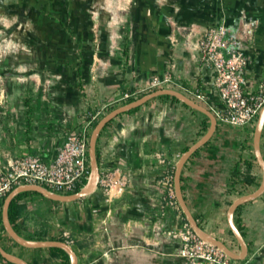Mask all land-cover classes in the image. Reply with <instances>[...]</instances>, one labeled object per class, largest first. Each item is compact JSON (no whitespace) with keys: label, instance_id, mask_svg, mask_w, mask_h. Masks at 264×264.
Masks as SVG:
<instances>
[{"label":"crops","instance_id":"0c3cea01","mask_svg":"<svg viewBox=\"0 0 264 264\" xmlns=\"http://www.w3.org/2000/svg\"><path fill=\"white\" fill-rule=\"evenodd\" d=\"M5 1L17 19L7 32H18L20 46L0 60L12 98L0 106V163L26 153L52 159L87 108L108 103V112L148 92L156 75H172L176 83L169 87L192 97V92L204 93L206 99L197 101L208 108L218 103L215 70L201 59L198 45L213 23L225 21L240 38L249 56L246 88L257 90L264 76V0ZM210 122L206 113L168 96L118 114L102 129L97 149L102 172L119 168L117 175L127 176L125 190L109 197L98 186L67 201L69 213L59 233H51L55 223L34 210L40 198L29 194L22 199L27 204L23 221H17L24 236L64 237L67 230L79 264H193L179 254L181 238L169 234L182 228L186 217L180 205L169 203L166 175ZM254 128L218 121L212 137L182 170V189L193 214L236 251L241 246L230 228L228 207L263 177ZM261 148L264 155V128ZM248 171L250 182L244 181ZM234 217L249 244L239 264H264V192L239 205ZM2 241L37 264L65 260L49 247Z\"/></svg>","mask_w":264,"mask_h":264},{"label":"built area","instance_id":"2783aa9c","mask_svg":"<svg viewBox=\"0 0 264 264\" xmlns=\"http://www.w3.org/2000/svg\"><path fill=\"white\" fill-rule=\"evenodd\" d=\"M201 59L215 70V85L219 102L210 105L218 121L254 126L264 104V76L255 91L246 88V70L249 56L241 46L240 38L225 22L209 25L199 40ZM176 83L172 75H156L145 89L169 87ZM187 89V88H186ZM197 99H206L201 92H192ZM130 96L129 93L126 94ZM108 103L98 110H88L83 121L68 130L65 139L52 159L40 154L26 153L10 157L7 163H0V198L12 188L25 182H35L58 193L76 192L86 183L90 172L89 141L94 122L105 112ZM159 158L165 161L160 153ZM119 168L101 171L98 186L113 197L121 194L127 185V176H118ZM169 188V203L179 206L174 187V170L166 175ZM169 234L179 237L182 246L179 254L193 264H239L228 252L217 244L200 237L186 221L182 228L173 229ZM65 240L72 243L70 233L63 231ZM0 263L10 264L0 259Z\"/></svg>","mask_w":264,"mask_h":264},{"label":"water","instance_id":"95a60500","mask_svg":"<svg viewBox=\"0 0 264 264\" xmlns=\"http://www.w3.org/2000/svg\"><path fill=\"white\" fill-rule=\"evenodd\" d=\"M162 94H170V95L176 96L181 101L192 106L193 108H196L206 113L211 119L210 126L207 129V131L202 136H200L195 142L190 144L189 147L181 153L175 165V170H174L175 194H176V198L178 200V203L182 211L185 213V217L187 221L189 222L193 230L200 237L208 241H211L217 244L218 246L222 247L233 258H236V259L246 258L249 252V244L242 230L237 224L234 214L239 205L260 196L264 192V155L262 153V148H261V138H262V132L264 128V104L259 112L256 124H255V128H254V135H253L254 153H255L258 163L260 164L263 170L262 181L260 185L253 191L238 195L229 205L228 212H227L230 228L233 231L237 241L239 242L241 246V250L236 251L233 248H231L225 240L219 238L212 232L208 231L206 228H204L200 224V222L198 221L196 216L193 214L192 210L190 209L187 203V200L183 193L182 182H181L182 170H183L185 163L187 162L189 157L200 146L204 145L212 137L213 133L215 132L217 128L218 119L210 108L200 103L195 98L186 94L182 90H179L174 87H159L151 91H148L142 94L141 96L136 97L133 100L127 101L125 103H122L120 105L113 107L111 110L104 113L99 118V120L93 127L92 132L90 134V141H89L90 172H89V176L84 186H82L78 191L72 192V193H58V192H55L47 188L46 186L42 184L35 183V182L21 183L15 186L14 188H12L9 191V193L6 195L4 199L3 207H2L3 223L9 235L13 237L18 243L24 246H27V247L58 246V247L64 248L70 255V264H79L78 253L76 249L73 247V245L67 240L52 239V238L32 239V238H28L22 235L21 233H19L15 229L14 225L12 224L10 220V216H9L10 203L12 199L18 193L25 191V190H35L49 198H52L55 200H61V201H73V200H76L78 198H81L85 195H88L94 192L96 188L98 187L99 178L101 174L98 153H97V142H98V138L100 136L102 129L111 119H113L118 114L122 112H126L139 105H142L146 101L150 100L151 98L162 95ZM0 253L2 254L4 258H6L7 260L11 262H14L17 264H32L28 259L24 258L23 256L6 249L2 245L1 242H0Z\"/></svg>","mask_w":264,"mask_h":264},{"label":"rangeland","instance_id":"374dc122","mask_svg":"<svg viewBox=\"0 0 264 264\" xmlns=\"http://www.w3.org/2000/svg\"><path fill=\"white\" fill-rule=\"evenodd\" d=\"M6 4L7 3L5 0H0V60L5 57L11 56L12 53H16L20 46L19 42L16 39V37L17 38L19 37L18 32L17 31L16 32L13 31L12 33L7 32V27L13 24V22H15L17 19H16V16L14 15V12H12L13 14L10 12H7L8 8L10 7H7ZM1 67L2 65H0V106L1 105L7 106L8 103L12 101L11 100L12 98L8 97V92H7L6 85H5L6 76L3 74L2 72L3 70ZM15 78H18V77H15ZM162 95H165V94H162ZM100 108L101 107L96 108V110ZM107 109L108 108L105 109L106 112H107ZM88 110H93V108H87V111ZM106 112L101 113L99 118ZM29 194H36L40 198L38 202L36 201L35 203L36 206L34 210L40 216H44V218L48 217L49 219H52L53 223H55V225L52 228L51 233H54V232L59 233V230H61V226H62L59 223L65 221L69 213L68 210H66V204H68V202L49 198L35 190H33V192ZM72 202H75V200H73ZM29 231L30 233H37L33 228L29 229ZM41 233H44V232H41ZM6 236H7L6 233L3 230H1V237L5 241L9 240L8 242L9 246L16 244L14 243V241L11 242L12 240L9 237L6 238Z\"/></svg>","mask_w":264,"mask_h":264},{"label":"trees","instance_id":"16d2710c","mask_svg":"<svg viewBox=\"0 0 264 264\" xmlns=\"http://www.w3.org/2000/svg\"><path fill=\"white\" fill-rule=\"evenodd\" d=\"M149 91H151V90H149ZM161 96H168V97H170V98H172V99H174V100H180L179 98H177L176 96H174V95H170V94H165V95H161ZM136 97H129V99H128V101H130V100H133V99H135ZM185 103V102H184ZM186 104V103H185ZM187 105V104H186ZM113 107H115V106H113ZM112 107V108H113ZM138 107H140V105L139 106H137V107H135V108H132V109H130V110H134V109H136V108H138ZM112 108H110V110L112 109ZM99 119H97L95 122H94V126H95V124L97 123V121H98ZM112 120V119H111ZM110 120V121H111ZM109 121V122H110ZM108 122V123H109ZM107 123V124H108ZM106 124V125H107ZM105 125V126H106ZM189 146H186L185 147V150L188 148ZM97 153H98V159H99V151H98V149H97ZM247 168H248V170H250V163H247ZM253 179H252V177H251V175L249 174V171L246 173V175H244V181H247V182H250V181H252ZM79 190V188H77L75 191H78ZM33 192V190H25V191H22V192H20V193H18L13 199H12V201H11V203H10V206H9V216H10V220H11V222H12V224L14 225V227H15V229L19 232V233H21L22 235H24L23 234V232L21 231V228H20V226H19V224H18V219H21V221H23V216H24V214H25V212H26V207H27V204L25 203V202H23L22 201V199H23V197H25V196H27L29 193H32ZM9 193V192H8ZM7 193V194H8ZM6 194V195H7ZM6 195H4L2 198H1V200H0V242L2 243V245L6 248V249H8L9 250V248H8V246L5 244V243H3V241H2V237H1V230H3L8 236H9V238L11 239V240H13L16 244H19L20 246H22V244H20V243H18L13 237H11L10 235H9V233L6 231V228H5V226H4V223H3V217H2V207H3V203H4V199H5V197H6ZM181 208V207H180ZM184 213V212H183ZM184 215H185V213H184ZM186 221H187V219H186ZM239 227H240V229H241V226L239 225ZM233 232V231H232ZM27 237V236H26ZM31 237V236H30ZM39 238H43V236H39ZM50 238H52V239H64L65 240V237H62V236H51ZM24 246V245H23ZM49 249H51L53 252H55V253H58V254H62L64 257H65V260H63V262H61V264H70V255H69V253L64 249V248H61V247H58V246H49ZM0 259H3V260H5V261H7L8 263H10V264H17V263H14V262H11V261H9V260H7L6 258H4L3 256H2V254L0 253ZM32 264H37L36 262H32V261H30ZM0 264H3V263H0Z\"/></svg>","mask_w":264,"mask_h":264}]
</instances>
